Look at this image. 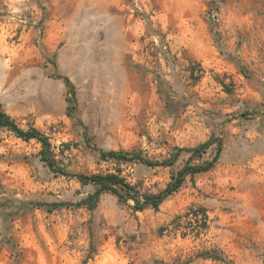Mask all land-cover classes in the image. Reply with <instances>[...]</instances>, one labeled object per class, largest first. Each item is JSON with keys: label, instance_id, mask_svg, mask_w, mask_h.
Here are the masks:
<instances>
[{"label": "rangeland", "instance_id": "1", "mask_svg": "<svg viewBox=\"0 0 264 264\" xmlns=\"http://www.w3.org/2000/svg\"><path fill=\"white\" fill-rule=\"evenodd\" d=\"M255 38L264 52V0H0L2 110L48 137L66 173L0 129V264H264V67L237 53ZM58 77L75 88L72 118ZM209 138L215 167L157 211L111 193L79 206L95 187L78 176L120 173L155 194L216 144L166 168L98 150L162 160ZM199 209L206 224H189Z\"/></svg>", "mask_w": 264, "mask_h": 264}, {"label": "trees", "instance_id": "2", "mask_svg": "<svg viewBox=\"0 0 264 264\" xmlns=\"http://www.w3.org/2000/svg\"><path fill=\"white\" fill-rule=\"evenodd\" d=\"M216 33V30L213 32ZM63 84L65 85L68 97L66 99L67 107H66V115L72 118L74 107L72 106L75 103V88L71 81L66 77H58ZM0 129H5L11 132L15 137L29 142L31 140H35L40 144L41 148L39 151L40 160L55 173L65 174L63 171H60L55 162V157L52 152V147L49 142L48 137H46L42 132H40L35 127H28L27 129H22L18 126V124L7 115L1 107L0 104ZM213 144H216V152L213 159L202 165H190L185 164L180 170H178L175 174L172 175L171 181L166 185V187L155 194L152 193H143L140 194L136 188L126 180L121 177L120 173H106V174H93L89 176H78V180L83 184H91L95 187V191L88 195L85 199H83L79 206L87 208L89 211H92L96 208L100 196L103 193H111L117 197L118 201L123 203L128 200H132L133 210L135 212L143 211L146 208H151L154 211H157L162 202L168 198L169 196L176 193L182 184L185 181L187 176H194L200 173H205L212 170L217 160L219 159V155L221 153V142L215 141V139L209 138L204 143L192 147V148H175L173 153L169 155L168 158L162 160H152L144 157L141 152H122V151H104L98 150L99 157L102 160H113L118 163H139L145 165L147 167H172L176 161L178 160L181 153L186 152L190 155V158H200L202 154H204ZM32 207H38L40 204L31 205ZM60 207L59 204H51L48 205L49 209H55ZM188 223H197L200 222V225H205L208 218L206 215V211L203 209H199L197 211H193L187 216ZM89 253L93 254V248L90 247ZM201 257L205 259L212 260H222L221 257L213 255L211 252H205L201 254Z\"/></svg>", "mask_w": 264, "mask_h": 264}, {"label": "crops", "instance_id": "3", "mask_svg": "<svg viewBox=\"0 0 264 264\" xmlns=\"http://www.w3.org/2000/svg\"><path fill=\"white\" fill-rule=\"evenodd\" d=\"M260 47L259 41L255 38L253 45L250 44L249 40H246L240 51L237 52L240 54L243 64L249 65L250 69H255L259 65L264 67V52L261 51Z\"/></svg>", "mask_w": 264, "mask_h": 264}, {"label": "built area", "instance_id": "4", "mask_svg": "<svg viewBox=\"0 0 264 264\" xmlns=\"http://www.w3.org/2000/svg\"><path fill=\"white\" fill-rule=\"evenodd\" d=\"M198 225H200V222H198Z\"/></svg>", "mask_w": 264, "mask_h": 264}]
</instances>
